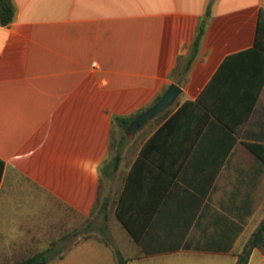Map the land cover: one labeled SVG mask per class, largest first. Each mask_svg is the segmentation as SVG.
<instances>
[{"label":"crops","instance_id":"crops-1","mask_svg":"<svg viewBox=\"0 0 264 264\" xmlns=\"http://www.w3.org/2000/svg\"><path fill=\"white\" fill-rule=\"evenodd\" d=\"M11 1L14 20L0 24V243L13 264L68 243L105 179L128 264H237L264 220V53L254 49L264 0ZM172 84L174 105L131 138L113 173L114 119ZM126 182L128 219H151L139 242L115 215ZM73 236L49 264L81 255L89 241ZM248 264H264V251Z\"/></svg>","mask_w":264,"mask_h":264},{"label":"trees","instance_id":"trees-1","mask_svg":"<svg viewBox=\"0 0 264 264\" xmlns=\"http://www.w3.org/2000/svg\"><path fill=\"white\" fill-rule=\"evenodd\" d=\"M15 16V8L12 4L11 0H0V24L3 26H8L11 24L14 20ZM210 16V6L207 11V18ZM206 20V19H205ZM206 28V23L203 22L199 28L196 40L194 42L190 58L187 62V68L190 67L192 62L194 61L198 51L201 39L204 35ZM255 50L263 52L264 53V9L260 12L258 27H257V34H256V42H255ZM162 95L157 97V99L148 107L138 111L137 113L128 116V117H117L114 119L115 125H117L120 130H123L124 132L127 131L129 125L138 117L140 114L144 113L147 109L152 107L154 104H156L160 99ZM128 137L126 135L123 136L122 140L127 139ZM248 148L259 158L263 159V156L261 152H259L257 145L247 144ZM121 162V154H117L112 161L108 164V169H111L113 173H116L119 169ZM126 190L128 191V182H126L124 191L120 197L119 203L117 205L115 215L119 222L122 224V226L130 233V235L133 237L135 242H139L142 235L144 234L145 230L147 229L151 219H147L146 221H139L136 222L133 219H128V206H125L126 202ZM108 201L104 200L103 203L100 206L99 213L106 214L108 209ZM98 205V204H97ZM95 210L93 211L94 214ZM107 219V216L104 218ZM107 244L111 245L110 242H107ZM261 249L264 251V220L257 229V231L253 234L251 239L248 241L244 251L239 256V260L237 264H248L252 251L254 249ZM54 249L49 248L46 251H43L41 253H38L34 255L31 258H28L26 260L20 261L16 264H49L50 261L54 258ZM115 258L117 260V264H128L127 259L122 255V253L115 249Z\"/></svg>","mask_w":264,"mask_h":264},{"label":"rangeland","instance_id":"rangeland-1","mask_svg":"<svg viewBox=\"0 0 264 264\" xmlns=\"http://www.w3.org/2000/svg\"><path fill=\"white\" fill-rule=\"evenodd\" d=\"M126 132L123 130H116L113 134V141L111 145V153L109 160L112 161L117 154L125 156V159L131 157L134 152V146L131 144L133 139H123ZM116 187L111 184L109 180L105 179L102 186L101 201L97 205L93 216L87 220L86 224L82 223L81 228L73 229L70 233V241L65 245H59L55 253V258L61 256L62 252L69 246H74L78 242L79 236L74 237L73 234H81L82 240H88V245L82 250L81 255L78 253H72V260L68 264H117L115 260V249H119L117 243L113 237V232L118 231L119 225L114 218L112 212L108 210L106 212L107 219L105 220L103 214L99 213V209L102 203V199L106 195L112 194ZM2 210L0 207V226L2 220ZM113 231V232H112ZM10 232H16V229L11 228ZM91 241V242H90ZM99 242V243H94ZM110 242L111 245L107 244ZM3 245L0 243V264H13L19 260V256H13L8 251L2 250ZM61 249V250H60ZM30 253H22L21 256H29ZM56 261V260H54Z\"/></svg>","mask_w":264,"mask_h":264},{"label":"water","instance_id":"water-1","mask_svg":"<svg viewBox=\"0 0 264 264\" xmlns=\"http://www.w3.org/2000/svg\"><path fill=\"white\" fill-rule=\"evenodd\" d=\"M180 94L181 88L178 85H170L156 104L136 117L129 125L126 136L133 138L148 122L172 107Z\"/></svg>","mask_w":264,"mask_h":264}]
</instances>
